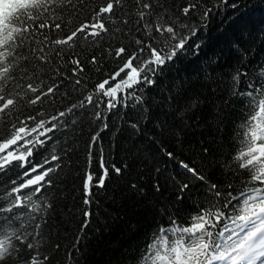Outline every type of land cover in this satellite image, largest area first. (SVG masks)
Listing matches in <instances>:
<instances>
[{
	"label": "snow or ice",
	"instance_id": "obj_1",
	"mask_svg": "<svg viewBox=\"0 0 264 264\" xmlns=\"http://www.w3.org/2000/svg\"><path fill=\"white\" fill-rule=\"evenodd\" d=\"M17 4L0 25V264H57L62 245L49 237L59 204L79 191L83 231L106 183L143 155L118 158L119 138L141 134L158 103L172 116L152 120L161 135L183 146L189 131L223 133L231 122L235 146L227 157L209 156L219 165L215 178L196 162L209 154L207 144L192 158L160 146L165 162L153 160V190L171 185L184 206L160 209L165 222L127 264H264V57L246 63L253 31L264 36V17L249 0ZM225 8L232 28L224 51L236 58L223 74L220 56L208 61L200 79L216 99L202 120L197 109L208 98L201 92L183 97L177 85L164 98L152 94L165 68L189 50L199 53L210 14ZM193 186L202 191L185 201ZM69 246L76 247L75 234Z\"/></svg>",
	"mask_w": 264,
	"mask_h": 264
},
{
	"label": "trees",
	"instance_id": "obj_2",
	"mask_svg": "<svg viewBox=\"0 0 264 264\" xmlns=\"http://www.w3.org/2000/svg\"><path fill=\"white\" fill-rule=\"evenodd\" d=\"M16 6L17 0H5L0 5V25H3L8 14ZM249 9L257 18L264 17V0H249ZM231 12L232 9L225 8L223 11L218 10L214 16L210 14V22L202 36L206 43L201 46L199 53L189 50L180 55L171 67L165 68L158 77L160 87L152 95L164 98L168 92H175L177 85H183V97L197 91L207 96V102L197 109V113L202 120L211 117L212 103L216 96L200 78L204 75L208 61L214 56L221 57L220 68L217 71L222 74L234 64L235 54L224 51V35L232 28ZM251 38L254 53L246 63L255 65L264 57V36L253 31ZM248 71H251V68ZM150 112L151 119L145 124L141 134L132 135L126 131L119 138L118 158L123 159L126 154L137 151L143 155L133 160L131 167L122 176L113 178L110 184L106 183V191H100L95 198L99 207L97 208L95 204L91 206L94 215L90 222L86 220L83 231L80 230V221L84 218L79 212L81 207L79 191L59 204L52 221V236L49 237L53 243L59 242L62 245L57 264H127L135 254V249L148 240L149 233L157 224L165 222L160 209L165 208L166 204L168 208H165V211L184 206L177 199V190L171 185L159 193L153 190L152 183L155 178V173L151 171L153 160L158 163L165 162L163 154L159 151L160 146L166 145L175 150L179 157L192 158V150L199 151L203 142L208 145L209 154H201V158L196 162L199 164L203 161L208 165L205 170L210 177L215 178L219 175V165L210 163L209 156L218 157L223 154L227 157L231 148L235 146L230 139L231 122L223 133H217L210 128L189 131L182 146L173 141L167 133L161 135L158 128L153 126V119H172L167 108L162 103L153 104ZM150 137H154L155 142ZM129 158L131 159V156ZM168 167L172 169L176 168V165L169 161ZM133 181L137 187L130 186ZM74 187L78 189L79 181H76ZM185 191L187 194L184 200L194 201L202 188L193 186L191 192ZM74 234L75 248L69 246Z\"/></svg>",
	"mask_w": 264,
	"mask_h": 264
},
{
	"label": "rangeland",
	"instance_id": "obj_3",
	"mask_svg": "<svg viewBox=\"0 0 264 264\" xmlns=\"http://www.w3.org/2000/svg\"><path fill=\"white\" fill-rule=\"evenodd\" d=\"M1 1V0H0Z\"/></svg>",
	"mask_w": 264,
	"mask_h": 264
}]
</instances>
